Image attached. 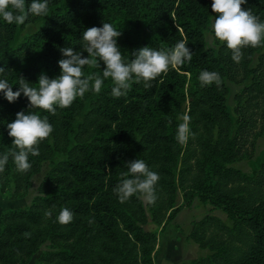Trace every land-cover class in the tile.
Returning a JSON list of instances; mask_svg holds the SVG:
<instances>
[{
  "label": "trees",
  "instance_id": "1",
  "mask_svg": "<svg viewBox=\"0 0 264 264\" xmlns=\"http://www.w3.org/2000/svg\"><path fill=\"white\" fill-rule=\"evenodd\" d=\"M242 8L264 22V0H246ZM213 18L211 0H49L47 16L29 15L22 25L0 18V79L13 91L21 77L33 86L41 74L56 78L60 49L82 50L83 32L103 22L121 31L117 44L126 63L142 47L167 50L181 40L193 53L191 62L170 68L151 89L133 83L126 96L114 98L108 79L99 94L89 91L56 115L30 109L23 94L9 103L0 93V156L13 147L7 124L18 112L47 116L53 127L39 155H29V171H16L9 156L0 173V196L23 199L32 178L48 167L28 207L0 214V264H29L45 245L36 264H154L157 232L194 200L220 210L226 222L210 214L193 222L187 238L209 254L180 264H264V150L247 156L250 118L242 109L246 96L264 93L256 80L264 70V41L242 49L234 62L224 45L206 41ZM30 24L36 28L24 37ZM103 68L101 62L83 72L99 75ZM202 71L218 73L222 83L202 87ZM250 78L230 108L228 83ZM183 114L191 118L192 134L182 145L175 137ZM260 123L258 136L264 135V100ZM245 157L249 173L232 167ZM135 159L159 175L152 204L138 196L120 203L113 192ZM65 207L73 220L61 225L56 218Z\"/></svg>",
  "mask_w": 264,
  "mask_h": 264
},
{
  "label": "clouds",
  "instance_id": "2",
  "mask_svg": "<svg viewBox=\"0 0 264 264\" xmlns=\"http://www.w3.org/2000/svg\"><path fill=\"white\" fill-rule=\"evenodd\" d=\"M246 0H211V12L214 14L211 33H205L211 41L224 45L230 52L234 62L242 59V49L256 48L264 41V22L253 15L251 9H243ZM49 0H32L26 5V0H0V18L6 23L22 25L32 16H47ZM111 23L103 22L102 27H91L83 32L82 50L74 51L71 47L60 49L62 59L58 61L60 74L56 78H48L41 74L33 86L24 78L17 79L18 90L7 79H0V93L9 103L15 102L21 94L27 98L30 109L56 115L57 108L66 109L79 97L92 91L99 94L105 80L112 82L111 94L114 98L126 96L132 84H143L145 89L152 88V81L171 69H179L185 62H191L193 53L186 47V40H181L167 50H154L145 46L132 53L134 57L129 62L124 61L117 39L121 36ZM87 56L83 57L82 53ZM101 74L91 73L85 76V66L100 68ZM5 72L0 67V74ZM202 87L215 83L219 86L222 81L216 72L202 71L198 77ZM181 123L177 126L176 140L186 144L192 134L189 124L190 116L183 114L178 118ZM53 132L47 116L43 118L36 112L23 111L7 124V134L12 140V149L0 156V173L4 172L9 156L12 157L16 171L25 173L32 165L29 155H39V144ZM127 165V171L120 175V183L113 189L120 203L127 202L131 197L138 196L148 204L157 199L155 186L159 181L158 173L149 169L142 159H135ZM45 218H51L52 211L45 212ZM73 213L68 208H62L57 216V222L67 225L73 220ZM25 235H29L25 233Z\"/></svg>",
  "mask_w": 264,
  "mask_h": 264
},
{
  "label": "rangeland",
  "instance_id": "3",
  "mask_svg": "<svg viewBox=\"0 0 264 264\" xmlns=\"http://www.w3.org/2000/svg\"><path fill=\"white\" fill-rule=\"evenodd\" d=\"M36 26L34 24H30L26 27L23 36L27 37L35 30ZM211 29V27H210ZM209 33V32H207ZM210 34V33H209ZM206 41L210 46V39L209 36H206ZM257 61H254L253 67L256 66ZM258 82L262 84L261 88L264 90V70H262V74L258 76L256 79ZM255 80V81H256ZM252 79H248L247 81L243 82H235V83H228V87L230 90V95L228 99V104L230 108H234L236 105V100L234 96L241 92L242 88L246 85H250ZM254 94V93H253ZM246 101L242 104V109L246 112V116L250 118V126L248 128V138L245 143V150L247 152V156H251L252 159L255 158L261 151L264 150V135L258 136L257 133L260 132V113L263 106L264 100V93L262 96H259L256 99H252L250 96H246ZM232 167L242 170L245 173L250 172L249 168V161L247 157L239 160L238 162L234 163ZM48 167L47 164L42 166L40 173L35 175L32 178V188L27 195V197L23 199L14 198L8 195H1L0 196V214L8 209H17V208H25L30 205L32 198L38 194L37 188L47 172ZM183 201L180 199L179 204L181 205ZM206 214L214 215L221 218L223 221L226 222L225 215L220 210H212L211 206L206 204H202L197 200H194L192 204L188 207L183 204L179 214L174 219L172 223H170L164 232H157L158 236V244L164 240H171L172 238H178V242L175 243L176 248L178 249V253L182 254V257L178 263L186 262L188 260L208 255L209 252L207 250H201L195 245L191 240H188L187 236L190 233L191 225L193 222L200 220ZM174 246V247H175ZM48 246H43L39 253L31 260L29 264H36V260L39 257V254L47 251ZM171 260H165L166 264H174V262H170ZM157 264V263H154Z\"/></svg>",
  "mask_w": 264,
  "mask_h": 264
},
{
  "label": "crops",
  "instance_id": "4",
  "mask_svg": "<svg viewBox=\"0 0 264 264\" xmlns=\"http://www.w3.org/2000/svg\"><path fill=\"white\" fill-rule=\"evenodd\" d=\"M172 222H170V223H172ZM191 227H192V225H191ZM177 239L172 238L169 241L164 240L161 243L157 244V247H156L154 254H153V263L166 264L164 262L165 260H171L170 262L175 261L174 264H180V263H178V261L184 256L182 254H179L177 251L178 249L175 246V243L178 242Z\"/></svg>",
  "mask_w": 264,
  "mask_h": 264
}]
</instances>
